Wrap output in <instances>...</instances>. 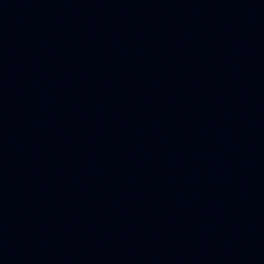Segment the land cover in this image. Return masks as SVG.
I'll return each instance as SVG.
<instances>
[{
  "label": "water",
  "instance_id": "95a60500",
  "mask_svg": "<svg viewBox=\"0 0 264 264\" xmlns=\"http://www.w3.org/2000/svg\"><path fill=\"white\" fill-rule=\"evenodd\" d=\"M0 264H264V0H0Z\"/></svg>",
  "mask_w": 264,
  "mask_h": 264
}]
</instances>
